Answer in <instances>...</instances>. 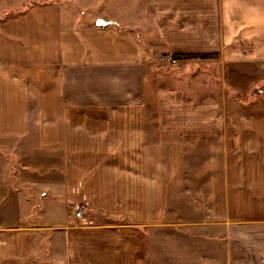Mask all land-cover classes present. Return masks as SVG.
Listing matches in <instances>:
<instances>
[{
    "label": "crops",
    "instance_id": "crops-1",
    "mask_svg": "<svg viewBox=\"0 0 264 264\" xmlns=\"http://www.w3.org/2000/svg\"><path fill=\"white\" fill-rule=\"evenodd\" d=\"M98 1L0 0V264H264V0ZM160 53L258 93L193 101Z\"/></svg>",
    "mask_w": 264,
    "mask_h": 264
},
{
    "label": "rangeland",
    "instance_id": "rangeland-1",
    "mask_svg": "<svg viewBox=\"0 0 264 264\" xmlns=\"http://www.w3.org/2000/svg\"><path fill=\"white\" fill-rule=\"evenodd\" d=\"M75 5V8H79V12H84L85 16L88 15V11L91 9H97L99 6L98 0H90L86 5ZM85 7H90V9H84ZM67 5L62 4L63 11H66ZM82 12V13H83ZM94 13V12H91ZM90 15V14H89ZM88 15V16H89ZM145 17L142 18L144 20ZM141 20V21H142ZM141 38V31L139 32ZM145 41V39H144ZM190 55V56H187ZM175 54V53H160L156 54L154 57V73L158 77L159 85H169V86H179L182 87L186 95L190 97L193 101L201 100V99H211L212 97H216L218 92L221 91V88L224 89L225 97H237L246 99L249 97L248 92H240L235 91L230 88L226 83L222 84L220 78L213 77L211 74L217 73L216 65L210 64L208 62L211 57H216L213 54L207 53H195V54ZM178 56V57H177ZM196 56V57H191ZM203 62V63H202ZM203 68L200 70V67ZM202 71V72H200ZM0 155L6 156V152L0 150ZM15 160H13V163ZM54 186L53 183L49 182L47 186H43V191L48 192V197H46V201L44 200V216L48 219H54L56 221H64L67 218L72 216L71 208H69V204L67 201H63L61 197H55V193L52 192ZM41 209V208H40ZM39 208H33L30 213V219L34 220L35 216H37V211ZM40 219V218H39ZM46 250H44L45 252ZM40 264H56L53 261L41 259L39 261Z\"/></svg>",
    "mask_w": 264,
    "mask_h": 264
},
{
    "label": "water",
    "instance_id": "water-1",
    "mask_svg": "<svg viewBox=\"0 0 264 264\" xmlns=\"http://www.w3.org/2000/svg\"><path fill=\"white\" fill-rule=\"evenodd\" d=\"M95 24L98 25V26H104V25H107V24H115V22L111 21V20H105V19H102V18H97L96 21H95Z\"/></svg>",
    "mask_w": 264,
    "mask_h": 264
},
{
    "label": "trees",
    "instance_id": "trees-1",
    "mask_svg": "<svg viewBox=\"0 0 264 264\" xmlns=\"http://www.w3.org/2000/svg\"><path fill=\"white\" fill-rule=\"evenodd\" d=\"M186 55L187 54H185V57H186ZM187 56H190V55H187ZM178 57V56H177ZM191 57H196V56H191ZM249 93V97H247V98H251V97H253L254 95H256L257 93H258V88H257V86L256 87H254L253 89H250V91L248 92ZM246 98V99H247Z\"/></svg>",
    "mask_w": 264,
    "mask_h": 264
},
{
    "label": "built area",
    "instance_id": "built-area-1",
    "mask_svg": "<svg viewBox=\"0 0 264 264\" xmlns=\"http://www.w3.org/2000/svg\"><path fill=\"white\" fill-rule=\"evenodd\" d=\"M82 209H80V208H74V215L76 216V217H79V216H81L82 215Z\"/></svg>",
    "mask_w": 264,
    "mask_h": 264
}]
</instances>
